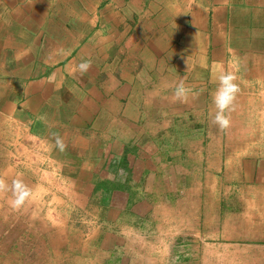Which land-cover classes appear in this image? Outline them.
Returning a JSON list of instances; mask_svg holds the SVG:
<instances>
[{
  "label": "crops",
  "instance_id": "0c3cea01",
  "mask_svg": "<svg viewBox=\"0 0 264 264\" xmlns=\"http://www.w3.org/2000/svg\"><path fill=\"white\" fill-rule=\"evenodd\" d=\"M221 70L264 103V0H0V121L23 137L25 184L32 168L107 185L113 207L130 186L147 198L153 143L207 103Z\"/></svg>",
  "mask_w": 264,
  "mask_h": 264
},
{
  "label": "rangeland",
  "instance_id": "374dc122",
  "mask_svg": "<svg viewBox=\"0 0 264 264\" xmlns=\"http://www.w3.org/2000/svg\"><path fill=\"white\" fill-rule=\"evenodd\" d=\"M245 90L225 128L213 96L176 114L151 148L150 195L130 186L124 209L107 185L85 192L32 168L23 183V137L0 121V264H264V103Z\"/></svg>",
  "mask_w": 264,
  "mask_h": 264
},
{
  "label": "clouds",
  "instance_id": "9594fccd",
  "mask_svg": "<svg viewBox=\"0 0 264 264\" xmlns=\"http://www.w3.org/2000/svg\"><path fill=\"white\" fill-rule=\"evenodd\" d=\"M88 66V62H83L79 65V68L82 71H86ZM216 79L218 83L213 95V102L217 110L213 116V121L217 123L219 127L225 128L230 122L228 113L234 107V101L239 91V85L235 82L236 74L234 72L221 70ZM187 93L188 89L185 87L183 80H181L176 85L174 94L179 99H186ZM56 144L61 149L64 147L63 142L59 137L56 139ZM14 186L19 189L22 187V184L20 181H14ZM28 194L29 193L26 189L20 191L16 199L13 201V205L19 206Z\"/></svg>",
  "mask_w": 264,
  "mask_h": 264
}]
</instances>
